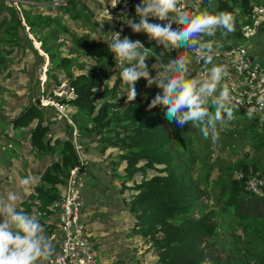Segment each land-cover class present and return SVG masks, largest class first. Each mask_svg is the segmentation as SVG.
Returning <instances> with one entry per match:
<instances>
[{
  "label": "trees",
  "instance_id": "16d2710c",
  "mask_svg": "<svg viewBox=\"0 0 264 264\" xmlns=\"http://www.w3.org/2000/svg\"><path fill=\"white\" fill-rule=\"evenodd\" d=\"M30 1H10L9 4L0 0V67L4 68L7 62L11 64L17 53L27 51L43 63L45 57L38 54L33 45V40L38 42L48 64L45 90L40 91L39 79H36V92L42 94L51 85L65 80L66 91H72L73 97L65 99L64 94L53 98L66 102L67 107L73 109L70 115L73 125L58 119L52 106L42 105L39 95L8 121L14 131L28 134L32 151L41 157L51 158L39 173L29 201L22 202V208L17 210L32 215V207L35 206L44 218L57 216L61 186L70 170L76 166L87 169V162L80 158L74 147L72 133L75 129L83 153L88 152L89 145L81 142L91 136L98 143L95 151L101 155L108 148L119 152V160L114 167L119 162L124 163L121 180L125 187L120 191L126 188L131 191V197L127 201L123 199L135 221L132 233L150 241L158 256L155 264H206L200 244L207 239L212 242L209 244L215 245L213 239L216 238L217 224L212 222V218L218 213L212 209L209 212L203 210L198 200L200 187L192 174L196 164V167H202L205 177L214 167L209 162V154L212 153L209 141L200 139L203 134L198 126L192 134L186 133L188 126H184L182 135L181 129L164 118L160 106L150 108L160 89L156 85L149 87L142 79L137 81L141 86L140 95L126 106L121 105L119 83L108 85V70L115 67L116 62L107 45L89 38L88 34H71L63 22V17H67L75 23L81 21L83 26L91 29L92 16L86 5L77 0H64V4L56 7L46 4L45 8L52 14H43L33 11L36 5ZM33 1L48 3L51 0ZM257 2L201 0L193 15L203 11L212 14L225 11L231 13L235 20L233 33L221 35L218 30L213 37H202V42H211L216 51L228 46L249 49L250 45L254 48L255 41L264 34V26L261 25L250 37L253 42L243 36L242 28L251 24L250 12ZM133 20L139 23L137 16ZM149 23H154L151 18ZM97 30L101 34L104 32L101 28ZM128 37L133 42L139 39L149 47L150 57L157 54L155 43L149 42L147 33H134L131 28ZM67 41H71L69 46ZM217 43L220 45L218 48ZM182 54L186 55L185 49H176L170 53V59ZM86 57L89 61L83 60ZM257 59L264 61V51L258 52ZM218 60L214 56L212 64H218ZM208 65L211 64L205 65L202 61L197 64L192 60L193 75ZM209 110L214 111L211 106ZM245 113L241 109L235 111V119L228 127H233L235 132L241 128L244 133L249 132L248 143L257 151L264 150V137L259 132L256 118L250 120ZM57 121L63 123L64 137H59L53 130ZM6 140L12 141V138ZM4 153L8 159L12 150L7 149ZM260 158L264 155L255 161L237 160L230 166L234 173L229 172L227 179L221 180L217 191L223 200L222 206L233 216L228 228L241 226L244 235L254 236L257 241L245 240V252L239 245L240 237H233L235 242H230L226 256L211 259L210 264H251L252 258H258L259 264H264V246L260 252L256 251L264 242V199L249 192L244 182L249 175L264 171V161L257 162ZM237 171L242 173V177H235ZM129 183L132 185L127 186Z\"/></svg>",
  "mask_w": 264,
  "mask_h": 264
},
{
  "label": "rangeland",
  "instance_id": "374dc122",
  "mask_svg": "<svg viewBox=\"0 0 264 264\" xmlns=\"http://www.w3.org/2000/svg\"><path fill=\"white\" fill-rule=\"evenodd\" d=\"M10 1L15 3L18 0H6V3L10 4ZM77 1L86 5L90 10L93 27L90 29L83 26L81 21L75 23L67 17H63V22L70 30V33L79 36L88 34L89 38L107 45L106 41L112 38V28L107 22L101 23L98 20V11L106 7V0ZM188 1L189 4H192L190 6L192 10L197 9L198 4L201 2V0ZM30 2L37 7H34L32 9L33 11L43 14L51 13L45 8V5L48 4L47 2L33 0ZM169 15L172 16L175 13H169ZM151 21L159 23V21L153 18H151ZM130 23L132 21H129L127 24ZM127 24L121 35L122 38L128 36L131 31V28ZM173 27L175 28L177 25L174 24ZM98 28L103 29V34L97 30ZM250 39L249 41L253 42ZM152 41L155 43L158 52L152 57L149 56L146 63L149 66L151 75L154 77L156 72L161 70L160 65L168 62L170 53L174 50L170 51L168 47H165V41L162 39L158 42L155 40ZM66 43L69 46L71 41H67ZM33 45L38 51V54L45 57L43 63L32 52L27 51L25 53H17L13 56L11 64L7 62L4 68L0 67V207L9 203V193H15L19 198L16 202V207L17 209H21L22 202L29 201V197L33 192V186L39 180V173L43 171L51 159L47 156L41 157L35 151H32L29 145L28 134L26 132L19 133L14 131L7 124L8 121L18 115L38 95L41 104L48 105L45 99H54V96H62L66 91V81L61 80L60 84L51 85L41 94L40 91L45 90L46 86L44 80L48 58L40 50V44L38 42L33 40ZM249 51L253 56L258 58V52L264 51V34L259 40L255 41L254 48H251L249 45ZM193 54L186 51V55L192 57ZM111 55L114 59V53H111ZM155 57H159V60L156 61ZM85 59L89 61V57L83 58V60ZM192 60L195 61V57H192ZM154 64H156L155 69H153ZM214 65L219 64L214 63L208 65L206 66V70L209 71ZM120 71L121 69L119 67H112L108 70V85L112 86L113 84L119 83L121 105L126 106L128 104L126 103L127 95L124 92L127 91V86L121 85ZM74 73H77V71H74ZM36 79H39V87L41 89L39 93L36 92L34 87ZM141 79L148 84L146 78ZM135 87L138 97L141 93V86L137 82ZM72 111L73 109L68 107L66 113L70 116ZM62 124L61 121H57L53 125V130H55V133L59 137L66 135ZM185 126H188V129L185 131L186 133L192 134L195 131L196 126L192 123H188ZM180 131L183 135L184 130L181 129ZM76 132L74 129L72 136L80 144ZM218 132V141L214 142L211 136L203 138L204 136L202 135L203 137L200 138L201 140L206 139L209 141V149L212 151L209 154V162L214 167L209 175L205 177V172L202 167H196V164L192 174L200 187L201 195L198 200L203 205V210L209 212L212 209L218 213L212 218V222L217 224L216 238L213 239L215 245L209 244L211 240L207 239H204L200 244V250L203 253L206 264H210L211 259L224 258L229 249L230 242L234 241L233 237H240L241 242L239 245L242 251L245 252H247L246 246L244 245L245 240L257 241L254 236L244 235L241 226H237L234 229L228 228V223L233 219V216L229 210L222 206L223 200L219 197L217 191L220 187L221 180L227 179L228 173L233 171V168H230L231 165L239 159L255 161L257 157L264 155V150H255L248 143L247 137L249 132L244 133L242 128L240 131L235 132L234 128L229 126L223 130L218 128ZM6 138H12V141H7ZM93 138V136L87 137L81 142L89 145L88 152L83 153L81 148L79 152L80 158L87 162V169H85L86 175L83 177L85 186L82 192L84 204L81 208V219L86 223L87 240L96 252L97 261L100 264H155L158 256L155 249L151 246L150 241L132 233L135 221L133 215L129 213L125 200L123 199L125 198L127 201L131 197V191L129 188L120 191L122 187H125L121 180V177L124 176V163L119 162L114 167L115 163L119 160V157H117L119 152L116 149L108 148L101 155L98 151H95L98 143ZM7 149L12 150V153L8 156L10 158L8 159L4 155V151ZM260 161H264V158L257 160V162ZM28 176L33 177L35 182L25 192L19 181ZM204 179L207 180V184ZM126 185L129 186L132 184L129 183ZM214 185L216 188H214ZM204 191H207V193L205 194ZM32 211V215L37 217L42 225V234L50 239L52 234L55 233L57 216L53 215L44 218L43 213L39 212L35 206L32 207ZM51 226L53 227L52 229L49 228ZM47 243L49 241H46ZM261 243L262 246H258L256 249L258 252L263 250L264 242ZM250 262L251 264H259V259L252 258Z\"/></svg>",
  "mask_w": 264,
  "mask_h": 264
},
{
  "label": "clouds",
  "instance_id": "9594fccd",
  "mask_svg": "<svg viewBox=\"0 0 264 264\" xmlns=\"http://www.w3.org/2000/svg\"><path fill=\"white\" fill-rule=\"evenodd\" d=\"M135 12L139 23L132 20L127 24L134 33H147L149 42L162 39L170 51L182 48L194 53L195 59L205 65L212 64L216 50L211 42H202L201 38L213 37L218 30L221 35L235 31L231 13L203 11L190 16L184 11L182 0H141L135 6ZM169 13L175 15L170 16ZM150 18L159 23H149ZM174 24L177 27L174 28ZM106 43L109 52L114 53L115 67L121 69V85L127 86L124 92L126 103L136 99L135 85L141 78H146L149 87L156 85L160 89L149 107L160 106L164 118L179 129L192 123L199 127L205 138L211 136L215 142L219 140L218 128L223 130L235 119L234 113L242 102L232 94L234 89L230 90L229 83H222L229 76L227 65H214L201 78L198 74L193 75L192 57L182 54L161 64V70L153 77L146 63L149 47H145L139 39L133 42L130 37L122 38L121 32L115 31ZM216 47H220L219 43ZM155 59L158 61L159 57ZM209 106L214 111H210ZM260 110H264V93L256 96L255 104L249 99L245 115L251 120ZM34 182L31 176L19 181L25 192ZM18 199L15 193H9V203L0 207V264H36L39 257L47 255L44 247H52L51 243H45L50 240L42 234L39 219L17 210Z\"/></svg>",
  "mask_w": 264,
  "mask_h": 264
},
{
  "label": "built area",
  "instance_id": "2783aa9c",
  "mask_svg": "<svg viewBox=\"0 0 264 264\" xmlns=\"http://www.w3.org/2000/svg\"><path fill=\"white\" fill-rule=\"evenodd\" d=\"M141 0H106V7L98 11V20L107 22L115 31L123 34L125 26L136 17L135 6ZM184 11L193 16L194 10L188 0H182ZM48 4L52 7L64 4V0H51ZM251 24L242 28L243 36L247 39L256 34L257 29L264 26V0H258L250 12ZM218 64H225L229 68V76L223 82L230 85L232 94L241 101L240 108L246 112L249 99L255 104V98L264 93V61L254 57L245 46H228L226 49L217 50ZM196 63L199 62L195 59ZM201 78L206 76L207 70H197L195 75ZM61 89V88H59ZM65 99L73 97L72 91H65ZM46 104L52 106L58 119H64L73 125L67 112V103L47 98ZM260 134L264 137V110L255 115ZM74 147L80 152V145L73 137ZM84 175L86 170L74 167L70 170L65 183L61 186L60 200L57 204V226L55 233L49 239L52 247H44L45 257H39L36 264H100L96 252L87 240L86 223L81 219L83 206L82 192L84 189ZM236 178L242 177L237 171ZM245 188L256 196L264 199V171L249 175L245 179Z\"/></svg>",
  "mask_w": 264,
  "mask_h": 264
},
{
  "label": "water",
  "instance_id": "95a60500",
  "mask_svg": "<svg viewBox=\"0 0 264 264\" xmlns=\"http://www.w3.org/2000/svg\"><path fill=\"white\" fill-rule=\"evenodd\" d=\"M46 56V55H45Z\"/></svg>",
  "mask_w": 264,
  "mask_h": 264
}]
</instances>
